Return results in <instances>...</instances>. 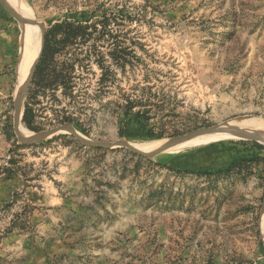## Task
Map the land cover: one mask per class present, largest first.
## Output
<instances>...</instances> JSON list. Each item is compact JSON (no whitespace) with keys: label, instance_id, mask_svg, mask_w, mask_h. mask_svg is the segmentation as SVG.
I'll use <instances>...</instances> for the list:
<instances>
[{"label":"rangeland","instance_id":"rangeland-1","mask_svg":"<svg viewBox=\"0 0 264 264\" xmlns=\"http://www.w3.org/2000/svg\"><path fill=\"white\" fill-rule=\"evenodd\" d=\"M10 1L0 0V264H264L263 142L232 137L145 159L67 134L16 140L20 29ZM21 1L43 33L65 18L97 23L56 60H81L71 95L36 93L29 77L20 125L31 134L69 124L89 142L132 146L264 122V0ZM115 48L129 54L123 68ZM126 98L143 105L115 111ZM208 150L222 158L212 169L172 164Z\"/></svg>","mask_w":264,"mask_h":264},{"label":"trees","instance_id":"trees-1","mask_svg":"<svg viewBox=\"0 0 264 264\" xmlns=\"http://www.w3.org/2000/svg\"><path fill=\"white\" fill-rule=\"evenodd\" d=\"M95 22L85 20L83 22L63 19L54 23L43 34V43L40 57L34 67L30 83L36 87V93L45 95L47 92L54 91L60 86L63 88L64 95H71L73 86L71 85V75L74 69L81 60H79L77 54H71L65 61H56L58 57L63 54V51L67 46L75 44L78 40L86 42L85 37H89L91 33L89 30H93L96 27ZM102 27H106L105 23H101ZM94 54V51L85 55V58H89ZM114 58L116 61L121 62L120 67H124L125 59L128 57V53L123 49H114ZM104 75L100 79V83H104ZM30 87L27 89V98L30 96ZM124 99V96H121ZM125 105L116 104V110L123 111V115H127L132 111L134 107L143 105L142 99H133L131 101L125 100ZM138 115V113H137ZM31 110L28 102L24 105V113L22 122L29 128L30 125ZM70 122L67 118H63L60 122Z\"/></svg>","mask_w":264,"mask_h":264},{"label":"bare ground","instance_id":"bare-ground-1","mask_svg":"<svg viewBox=\"0 0 264 264\" xmlns=\"http://www.w3.org/2000/svg\"><path fill=\"white\" fill-rule=\"evenodd\" d=\"M10 3L12 8H14L26 20L30 22H34L36 24H40V22L34 20L29 5H27L21 0L20 1L17 0V4H15L16 2L13 3L12 0L10 1ZM14 4L16 5V8ZM20 29H21V35L23 34L22 35L23 38H20V45L18 49L19 58L17 59L18 62L14 68V73H13L14 97L15 95L18 94V92L19 95L23 94L27 86L29 77L31 75L33 65L39 55L41 48V28L39 26L27 24L25 26H22ZM226 127L237 131L252 132L257 134L264 132V122L260 119L229 122L226 125ZM18 131L19 134H21L24 137H29L33 135L31 134V132L23 128V126L21 125H19ZM230 139H232V135L230 134L222 133V132H212L194 138L192 140H189L185 143L179 144L173 148L167 149L162 153H160L159 155H157V158L164 159L166 157H169L170 155L175 154L181 148L206 146L212 143L223 142L225 140H230ZM165 143L160 140H154L138 145H132V147L143 153H152L158 150L159 148H161ZM263 219L264 218H262V220ZM262 223H263L262 225H263V238H264V220L262 221Z\"/></svg>","mask_w":264,"mask_h":264},{"label":"water","instance_id":"water-1","mask_svg":"<svg viewBox=\"0 0 264 264\" xmlns=\"http://www.w3.org/2000/svg\"><path fill=\"white\" fill-rule=\"evenodd\" d=\"M10 8L13 12V15H14L16 21L19 24V29L22 26H25L27 24L37 25L41 28V48H40L39 55H38L34 65H33V69L31 72V75H32L34 67H35V65H36V63L40 57V54H41L42 43H43V34H44L43 28H42L41 24H36L34 22H30V21L26 20L14 8H12L11 6H10ZM22 35H21V29H20V36H21L20 38H23ZM28 84H29V80H28L27 86H26L23 94L19 95V92H18V94L15 95V97H14L13 118H12L13 119V130L15 133L16 140L18 142H21V143L26 144V145H30V144H33V143L54 137V136L67 134V135L73 136L75 138V140L78 143H80L81 145L89 147V148H100V149L109 150V149H112L115 147H122L134 155L148 159V158H152L156 155H159L160 153H162L163 151H165L167 149L173 148L179 144L185 143L189 140H192L194 138H197V137H200V136H203L205 134L212 133V132L227 133V134L232 135V137H234V138L243 139V140L247 139V140H253V141H260V142L264 143V136L261 134L233 130V129L227 128L225 125H215V126L198 128V129L189 131L185 134H182L180 136H177V137H174V138L167 140V142L161 148H159L158 150H156L155 152H152V153L140 152L139 150L135 149L134 147H132L131 145L127 144L126 142H124L122 140H116L114 142L103 143V144L95 143V142H89V141L83 139L82 137H80L77 134V132L74 130V128L72 126H70L69 124H62V125L54 126V127H51L47 130L33 134L32 136L24 137L21 134H19L18 128H19L20 120H21V110L23 108V98L26 95V92L28 89Z\"/></svg>","mask_w":264,"mask_h":264},{"label":"crops","instance_id":"crops-1","mask_svg":"<svg viewBox=\"0 0 264 264\" xmlns=\"http://www.w3.org/2000/svg\"><path fill=\"white\" fill-rule=\"evenodd\" d=\"M221 156L212 153V151L193 152L181 154L172 160V164L178 170H189L192 172H199L203 170L212 169L221 163Z\"/></svg>","mask_w":264,"mask_h":264}]
</instances>
